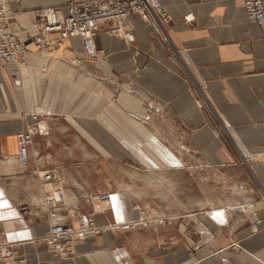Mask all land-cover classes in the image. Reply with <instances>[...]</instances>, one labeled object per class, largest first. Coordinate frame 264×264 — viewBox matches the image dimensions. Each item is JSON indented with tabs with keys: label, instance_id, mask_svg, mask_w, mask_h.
<instances>
[{
	"label": "crops",
	"instance_id": "0c3cea01",
	"mask_svg": "<svg viewBox=\"0 0 264 264\" xmlns=\"http://www.w3.org/2000/svg\"><path fill=\"white\" fill-rule=\"evenodd\" d=\"M65 2L12 3L18 31L29 30L35 20L34 10ZM162 5L168 15L165 28L174 48L171 56L154 39L152 27L142 23L138 16H131L122 28L132 33L133 42L128 44L111 35L110 23L101 24L94 42L107 56L99 63L88 61V67L92 70L100 67L124 85L130 82L137 91L146 90L149 95L171 103L173 122L179 118L190 131L186 138L194 146L195 143L203 146V141L204 145H213L212 149L220 153L213 155V151H208L207 157L220 161L223 155L229 156L221 145L219 123H214L195 101L196 87L201 89L213 105L223 130L245 157L261 158L264 155V35L247 21L242 0H164ZM56 36L53 33L50 37ZM29 48L32 54L27 67L14 73L10 66L0 65V205H7L0 207V245L13 246L17 254L27 258L28 264H264V225L248 224L242 228L247 225L242 206V209L226 210L223 216L221 210L212 211L214 207H223L214 202L208 214L194 216L193 219H199L198 232L194 237L191 233L183 235L187 244L181 242L183 227L179 228L180 232L173 228L156 231L155 239L164 237L174 242L167 254L153 248L152 237L124 245L118 234L106 232L87 236L76 244L69 257L57 260L51 256L38 242L46 235L49 221L37 214L44 190L49 189L35 177V170H64L62 207L65 208L59 211L68 215L69 225L77 227L78 216L92 210L88 199L92 188L80 177L85 169L87 173L94 172L95 165L90 167V161L96 160L97 151L123 161L124 155L119 150L128 148L129 139L142 147L146 144L148 155L140 156L132 149L133 156L128 157L148 170L139 177L146 186L154 184V175L164 174L161 167L178 169L181 165L177 156L165 150L141 124L145 119L129 116L144 110L135 96L121 91L113 100L111 91L96 78L79 74L59 60L81 56L78 39L64 41L56 55L47 61L38 57L33 44ZM135 50L139 52L136 56ZM26 126L34 128V135L28 147V162L20 166L16 134ZM138 135L145 140L143 143ZM76 161H88V168L85 164L80 168ZM127 174L139 176L130 170ZM106 185L111 187L110 183ZM116 186L131 191L126 184ZM109 194V203L95 205V210L103 211L108 204L107 212L94 216L96 226L121 225L131 218H140L137 210L132 214L120 191ZM192 203L202 206L201 201ZM227 239L239 242V252L229 250Z\"/></svg>",
	"mask_w": 264,
	"mask_h": 264
},
{
	"label": "rangeland",
	"instance_id": "374dc122",
	"mask_svg": "<svg viewBox=\"0 0 264 264\" xmlns=\"http://www.w3.org/2000/svg\"><path fill=\"white\" fill-rule=\"evenodd\" d=\"M36 11L37 10H34L33 12L34 16ZM167 24L168 21L166 24H163V29L151 27L153 29L154 39L159 42V46L171 56V48H174L171 45V40L165 28ZM109 33L126 42L118 33L114 34L110 29ZM126 43L131 44L132 42ZM133 52L134 56L139 53L138 50ZM106 56L107 55L104 54L102 50L97 49V57L94 60L85 59L82 53L81 56L76 59L78 63L75 62L71 64L67 58H59V60H61L63 64L74 68L79 74H86L89 75V77L96 78L98 82H101V84L111 91L113 100H116L117 95L121 91H127L128 94L135 96L141 102L144 110L141 114L132 113L129 114V116L139 118L140 120L141 118L145 119V122L141 124L161 143V146L165 150L177 156V162L181 166L178 169H172L167 166L161 167L164 168L162 170L164 174L161 176L154 175V184L146 186L145 182L139 177L148 173V170L135 165L129 159V155H132V149L134 153L137 152L140 156L145 154L148 155L144 149V147H147L146 144L142 147L140 144L137 145L134 140L129 139L127 142L128 148L122 147L121 150H119L124 155L123 161L116 160L113 157H105L97 151L96 160L90 161V167L91 165H95L94 168L92 167L94 172L87 173L85 169L84 173L82 172L83 176L80 177V179L87 181L85 183L88 187L92 188V191L88 194L92 210L89 214H80L78 216V225L73 228H78L82 221H86L87 224V221H89L94 229L96 228L98 229L97 231H99L98 234L92 235L99 236L106 232H114L118 234V240L124 245L144 242L152 237L154 241L153 248L163 250L167 254V252H171L174 242L164 237L155 239L154 236L156 231L173 228L177 232H180L179 228L183 227L181 242L187 244L188 242L183 235L186 236L190 233L192 237L196 235V231L198 232L197 222L199 219L193 218H196L194 216L197 215L200 216L199 214L201 213H203V215L208 214L211 202H214L213 204L216 206H223L222 208H212V211L221 210V212L224 213L223 216H225L226 210L229 209L232 211L233 208L242 206L245 211L244 219L247 221V225L245 224L242 228H246L248 224L249 226L252 224L264 225V183L262 178L264 177V155L261 158L255 156L250 158L245 157V154L240 150L238 145L234 144L229 137L227 131L223 130L213 105L209 102L201 89L196 87L197 96L195 101L198 107L202 109L207 116L209 115L214 123H219L220 127L217 128V131L220 132L219 136L223 143L221 145L224 152L229 156L228 158L226 155H223L224 159L220 161L209 160L207 156H210V153L208 151H213V155H216L219 151L212 149L214 146L210 145V143L204 145L205 141H203V146L198 143H195L194 146L193 141L186 138L187 134H190V131L184 127L183 121L178 118L175 123L173 122L175 119H173L171 110L173 111L174 108L171 103L164 102L155 96L149 95L146 90L137 91L135 84H131L130 82L127 83V86L124 85L121 81L106 75L100 67V69L96 67V70H92V68L90 69L88 67V61L99 63L101 60L106 59ZM42 59L47 61L45 58ZM97 66L99 65L97 64ZM154 129L158 130V133L154 131ZM99 130L104 132V129ZM128 130L133 133L129 128ZM138 139L142 143L145 141L139 135ZM105 151L107 152V150ZM75 164L81 165L79 166L80 168H83L82 164H85V168H88V161L86 163L76 161ZM121 168H123V170ZM41 170L42 169L35 170L36 178H38L36 172ZM53 170L58 172L60 186L64 192L66 184L65 172L62 169ZM129 170L137 173L136 175L139 176L128 175L127 172ZM107 183H110V188L107 187ZM118 183L130 186L131 191L125 190L124 187L123 189L119 188L116 186ZM112 191H120V193L123 194L122 200L127 202V207H129L132 214L137 210V214L140 217L138 221L131 218L127 220V222H124L123 224H128V228L125 230H121L119 226L117 227L118 224L114 225L108 223L104 227H99L96 226L93 221L94 216L102 215L107 212V208L103 211L95 210V205L102 203L98 200L99 195L107 193L110 196V201L111 194L109 193ZM192 201H201L202 206L198 207L196 204L193 206ZM62 206H64L63 203L56 208V214L59 213L66 222L68 215L59 211L61 208V210H64L65 207ZM192 207H198L199 209ZM37 212L39 217L48 219L50 224L51 211L49 212L48 209L40 205ZM221 212H219V214ZM133 216L134 215H132V217ZM227 241L230 243L229 250L235 253L239 252L240 245L238 241L232 242L230 239H227ZM80 242L82 241L77 242V244ZM44 248L57 260L62 257L70 256V254L62 255L61 253H64L63 251L59 253L53 252L46 247Z\"/></svg>",
	"mask_w": 264,
	"mask_h": 264
},
{
	"label": "built area",
	"instance_id": "2783aa9c",
	"mask_svg": "<svg viewBox=\"0 0 264 264\" xmlns=\"http://www.w3.org/2000/svg\"><path fill=\"white\" fill-rule=\"evenodd\" d=\"M163 1L66 0L61 6H47L37 10L29 30L21 33L16 24V11L11 6L19 0H0V65H8L16 73L21 67L27 66L32 54L30 44L37 48L39 57L49 60L64 41L75 38L80 41L82 56L87 60H94L97 57L94 39L101 24L110 23V30L114 34L118 33L126 42H133L132 33L122 30L123 24L131 16H138L142 23L163 29V24L168 21ZM242 4L247 21L254 24L264 35V0H242ZM186 20H190L189 16ZM53 33L57 34L55 38L50 37ZM76 59L72 64L78 63ZM33 135L34 128L30 126L16 134V157L20 166H25L28 162V147ZM36 174L43 187L48 185L49 191L44 190V194L49 204L46 209L51 211L46 235L38 242L53 252L63 251L62 255H73L77 242L85 240L89 235L98 234L99 231L89 221L88 224L82 221L78 228H73L59 213L56 214V208L63 203L64 194L56 170L43 169ZM109 197L107 193H103L98 200L108 203ZM127 225L121 224L117 227L125 230ZM0 264H27V258L23 254H17L11 245H0Z\"/></svg>",
	"mask_w": 264,
	"mask_h": 264
},
{
	"label": "bare ground",
	"instance_id": "6f19581e",
	"mask_svg": "<svg viewBox=\"0 0 264 264\" xmlns=\"http://www.w3.org/2000/svg\"><path fill=\"white\" fill-rule=\"evenodd\" d=\"M122 30H123V28H122ZM122 37V36H121ZM131 38H133V40H134V37H133V35L131 34ZM62 46V45H61ZM60 46V47H61ZM59 47V48H60ZM59 50V49H58ZM57 50V51H58ZM56 53L57 52H55V54H53L52 56L54 57L55 55H56ZM52 58V57H51ZM50 60V59H49ZM75 59H73V60H69V62L72 64V62L74 61ZM27 67V66H26ZM21 68H25V67H21ZM19 82H16V84H18ZM52 196V194H50V197ZM64 201H65V196H64V194H63V203H64ZM49 204L47 203V201H46V199H45V194H44V196H43V198H42V206L44 207V208H47V207H49L48 206ZM102 211V210H101ZM140 218H138L136 221H138ZM104 227V226H103Z\"/></svg>",
	"mask_w": 264,
	"mask_h": 264
},
{
	"label": "snow or ice",
	"instance_id": "6c2138e0",
	"mask_svg": "<svg viewBox=\"0 0 264 264\" xmlns=\"http://www.w3.org/2000/svg\"><path fill=\"white\" fill-rule=\"evenodd\" d=\"M2 195V194H0ZM7 205L6 204H3V205H0V207H6ZM0 218H2V216H0Z\"/></svg>",
	"mask_w": 264,
	"mask_h": 264
}]
</instances>
